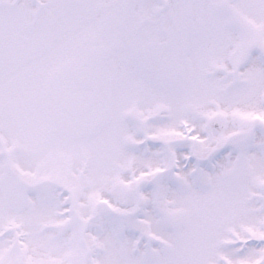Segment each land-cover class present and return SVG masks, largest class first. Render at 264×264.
<instances>
[{
    "label": "snow or ice",
    "instance_id": "1",
    "mask_svg": "<svg viewBox=\"0 0 264 264\" xmlns=\"http://www.w3.org/2000/svg\"><path fill=\"white\" fill-rule=\"evenodd\" d=\"M0 264H264V0H0Z\"/></svg>",
    "mask_w": 264,
    "mask_h": 264
}]
</instances>
